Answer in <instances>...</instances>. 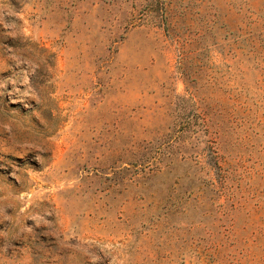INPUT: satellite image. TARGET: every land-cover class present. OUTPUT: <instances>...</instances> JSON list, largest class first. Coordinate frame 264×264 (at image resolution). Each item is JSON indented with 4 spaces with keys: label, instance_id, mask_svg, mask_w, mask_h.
Here are the masks:
<instances>
[{
    "label": "rangeland",
    "instance_id": "obj_1",
    "mask_svg": "<svg viewBox=\"0 0 264 264\" xmlns=\"http://www.w3.org/2000/svg\"><path fill=\"white\" fill-rule=\"evenodd\" d=\"M0 264H264V0H0Z\"/></svg>",
    "mask_w": 264,
    "mask_h": 264
}]
</instances>
